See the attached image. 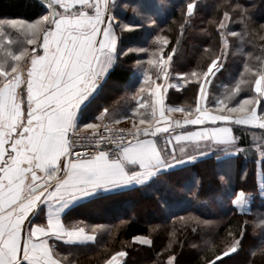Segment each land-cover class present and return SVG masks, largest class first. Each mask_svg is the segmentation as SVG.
<instances>
[{
  "label": "trees",
  "instance_id": "1",
  "mask_svg": "<svg viewBox=\"0 0 264 264\" xmlns=\"http://www.w3.org/2000/svg\"><path fill=\"white\" fill-rule=\"evenodd\" d=\"M114 2L112 13L119 20L120 36L117 62L101 90L81 110L78 131L110 125H149L140 124L141 118L152 119L149 105L153 106V88L145 83L146 75L155 83L165 81L163 73L157 79L158 67L147 62L158 60L161 48L164 59L172 56L166 66V83L178 85L169 87V109L184 108L189 115L187 109L191 108V114L195 113L200 92L196 80L203 83L202 73L213 60L221 65L206 85L207 108L213 113L215 100L233 95L238 84L241 91L233 95L229 107L257 95L255 74L264 71V0ZM189 3L194 5L191 15L187 11ZM42 15L43 7L35 0H0V20L35 22ZM221 23L226 25L224 29ZM233 32L237 35L232 36ZM5 37H0V51L8 61L2 62L5 65L11 63L8 52L18 54L32 47L27 45L23 31L5 29ZM157 37H166L167 45L159 44ZM192 71L198 73L197 78L190 76ZM182 74H189L187 82L181 80ZM141 87L145 88L143 93ZM141 97L146 106L136 113ZM261 108L264 101L257 106L258 114ZM91 123L99 127L87 129ZM253 131L247 127L243 132L250 135ZM260 174H264V160L257 163L235 149H216L158 175L144 186L93 198L71 209L64 222L68 227L95 233L97 241L65 247L62 261L106 264L122 251L126 257L120 264H264ZM239 192L252 197L249 213L239 212L234 205ZM139 235L149 238L151 245L134 243ZM237 240V251L231 252Z\"/></svg>",
  "mask_w": 264,
  "mask_h": 264
},
{
  "label": "snow or ice",
  "instance_id": "2",
  "mask_svg": "<svg viewBox=\"0 0 264 264\" xmlns=\"http://www.w3.org/2000/svg\"><path fill=\"white\" fill-rule=\"evenodd\" d=\"M77 4L80 10L71 11ZM114 4L113 0L111 7ZM48 6L49 15L35 22L0 20V37H5V29L23 31L27 45L32 46L18 54L8 52L11 63H0V264H59L53 258L49 239H94L85 235L84 228L65 230L58 212L49 215L47 227L33 226L29 216L40 204L59 207L101 189L113 190L140 183L158 169L184 162V159H177L174 149L169 151L167 147L173 138L165 137L164 144L157 146V134L168 133L170 127L213 125L174 137L176 142H195L201 155L207 154L202 149L219 146L240 151L232 128L228 126L230 123L264 129V108L259 114L257 112V106L264 101V71L255 74L258 76L254 80L257 95L251 99L229 107L233 95L241 91L238 84L233 95L215 100V113L204 106L206 85L221 66L213 60L202 73L203 83L196 80L200 92L194 118L185 119L183 124L169 122L166 112L186 111L163 106V91L178 85L155 83L146 75L145 83L154 89L155 107L149 105L152 119L141 118L140 124L152 125L156 120L155 126L135 127L127 134L120 130L118 138L100 135L88 145L76 143L79 134L74 125L76 110L95 89L113 60L117 45L114 17L109 11V0H49ZM193 8L189 3V15ZM86 9L93 10V14ZM225 27L224 23L220 24L221 29ZM157 42L167 45L168 40L157 37ZM40 49L42 55L38 54ZM162 52L163 48L158 60L150 59L147 63L158 67L157 79L163 73L167 82L166 66L172 56L164 59ZM188 75L182 74L181 80L187 82ZM190 76L197 78L198 73L192 71ZM144 91L141 87L140 92ZM137 103L136 113H139L146 102L141 97ZM187 112L191 115L192 109L188 108ZM237 113L241 115L233 118L231 114ZM86 127L97 129L99 125L91 123ZM81 148L85 150H79ZM260 148L264 155V143ZM180 151L183 153L184 148ZM195 158L193 155L189 160ZM242 196L243 193L236 197V205L241 204ZM135 240L150 243L139 237ZM239 244L237 240L230 251L236 252ZM125 255V252H118L107 264H120L118 257Z\"/></svg>",
  "mask_w": 264,
  "mask_h": 264
},
{
  "label": "crops",
  "instance_id": "3",
  "mask_svg": "<svg viewBox=\"0 0 264 264\" xmlns=\"http://www.w3.org/2000/svg\"><path fill=\"white\" fill-rule=\"evenodd\" d=\"M37 1L40 6L43 7V15H49L51 9L49 8V0H35ZM113 0H109V11L112 17H114L113 13H112V4ZM58 11H63V9H57ZM80 10V5L77 4L75 8L71 9V11H79ZM90 15L93 14V10L91 9H86ZM41 17V18H42ZM40 18V19H41ZM107 19V17H106ZM114 26L116 28V34H117V45L115 48V52L113 55V60L112 63L110 64V66L107 68L105 74L100 78L98 84L96 85L95 89L87 96L86 99L83 100V102L78 106L77 110H76V114L74 117V125L75 127H77V121L79 119L81 110L91 101V99H93L97 93L101 90V87L103 85V83L105 82V80L108 78L110 72L112 71V69L114 68L116 62H117V57L119 54V49H120V36H119V20L117 18L114 17ZM38 54H43L42 53V49L38 50ZM8 63L7 60H5V56L3 54V52L1 53L0 51V63ZM166 82L160 83V84H165ZM154 90V89H153ZM152 90V92H153ZM169 87H167L164 91H163V99H164V107L166 109H169L166 105V97H167V93H168ZM153 97V107H155L154 105V100L155 97ZM207 98H208V91L206 88V99L204 100V106L207 107ZM199 103V100H198ZM179 109V108H177ZM196 115V113H193L191 115H186L185 112H181V111H176V112H171L168 111L166 112V117L169 119V122L171 121H180L181 124H183V121L185 119H191L194 118ZM157 117H158V111H157ZM233 118H235V116H232ZM156 120L152 123V125H156ZM220 122H218L219 125ZM213 125H200V126H194V125H183V127H181V132L174 134L173 136H170L172 139V143L168 144L167 147L169 149V151L171 150H175V153L177 155V159H184L185 161L182 163H177L175 166H170V167H166V168H161L156 170L151 176L144 178V180L140 183H134L132 185H128L122 188H116L113 190H98L97 192H95L93 195L88 196V197H84L82 199H76L73 200L71 202H65V204L60 205L59 207H55L49 204H40L35 210H34V214H30L29 219L32 220L34 222L33 226H41V227H47V221H48V217L51 213L53 212H58L60 215V220L61 223L63 224L65 230L67 231H72V230H77L80 227H68L65 222H64V217L65 215L73 208L102 195H110V194H114V193H119L122 191H126V190H130L133 189L135 187H141L146 185L147 183H149L152 179L156 178L158 175L164 173V172H168L169 170L173 169L174 167L177 166H181V165H185L188 162L192 161V159L189 160L190 156H197L201 154V150H197L195 142L192 141H180V142H176L174 140V137L176 135H181L184 134L188 131H198L203 127H211ZM222 126V125H220ZM229 127L232 128V134L233 136L236 137V142L237 145L240 147V151L239 152H243L245 154V156L249 159H255L257 163L261 162L262 160H264V155H261V148L260 145L262 143H264V129H260L258 127H254L251 125H235V124H229ZM174 127V126H172ZM170 127V128H172ZM247 127H251L252 129H255L256 131H253V134L247 135L246 132L244 131V128ZM169 128V129H170ZM162 135H157V137L155 138L157 141V146L160 147L161 144V138ZM242 138L243 142H240V139ZM184 148V152L181 153L180 149ZM225 148V146H219V147H213L212 149H202V151L207 152V154H211L213 151H215L216 149H222ZM226 150V149H224ZM206 155V154H203ZM261 173V172H259ZM241 193H243V196L241 197V203H244V210L240 205H235V207L237 208V210L241 213H249L250 211V202L252 200L251 195H248L244 192H239L237 196H239ZM258 194L261 198H263L264 200V174H260V180H259V191ZM235 197V199H236ZM234 199V201H235ZM27 224V222H26ZM85 235L87 236H92L94 237V239L91 240H79V241H68V239L65 237L64 239H49L48 240V245L50 246V248L52 249V253H53V258L57 259L59 261V264H64L62 261V257H63V253L65 254V252H67L65 247H79V246H86V245H93L96 243L97 241V236L95 233L93 232H89L85 230ZM136 237H139L141 239H146L149 240L150 243L149 244H142L139 243L138 241L135 240ZM133 239V242L139 245H145V246H149L151 245V240L147 237L144 236H136ZM116 255V254H115ZM126 257V255L123 258H119L118 260L121 263L123 261V259ZM107 264V263H106Z\"/></svg>",
  "mask_w": 264,
  "mask_h": 264
},
{
  "label": "built area",
  "instance_id": "4",
  "mask_svg": "<svg viewBox=\"0 0 264 264\" xmlns=\"http://www.w3.org/2000/svg\"><path fill=\"white\" fill-rule=\"evenodd\" d=\"M120 130H123V133L127 134L129 131H134L135 129H133V128L124 129V128H120L118 126H107V127L101 128L99 130H94V131H78L79 134H78V137L76 138V143H78L80 145H88V144L92 143L93 139H95L96 137H98L100 135H104V136L111 135L114 138H118V136L120 134ZM179 132H181L180 127H173V128L169 129L168 133H161L160 135H162V144H164V138L165 137L173 136L174 134H177ZM157 135H159V134H157ZM108 147H112V145H108ZM79 150H85V149L81 148Z\"/></svg>",
  "mask_w": 264,
  "mask_h": 264
},
{
  "label": "rangeland",
  "instance_id": "5",
  "mask_svg": "<svg viewBox=\"0 0 264 264\" xmlns=\"http://www.w3.org/2000/svg\"><path fill=\"white\" fill-rule=\"evenodd\" d=\"M110 126H118V127H120V128H124V129H128V128H133V129H135V127L134 126H124V125H122V126H120V125H110ZM124 126V127H123ZM149 126H154V125H146V126H141L140 128H143V127H149ZM240 208H242L243 210L245 209L244 208V203H241V207ZM142 212L144 213L145 212V210H144V208H142Z\"/></svg>",
  "mask_w": 264,
  "mask_h": 264
}]
</instances>
